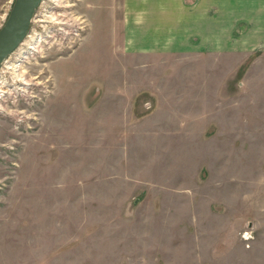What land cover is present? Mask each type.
<instances>
[{"label":"rangeland","instance_id":"rangeland-1","mask_svg":"<svg viewBox=\"0 0 264 264\" xmlns=\"http://www.w3.org/2000/svg\"><path fill=\"white\" fill-rule=\"evenodd\" d=\"M118 3L42 0L0 65V264H264V63L131 54Z\"/></svg>","mask_w":264,"mask_h":264},{"label":"crops","instance_id":"crops-1","mask_svg":"<svg viewBox=\"0 0 264 264\" xmlns=\"http://www.w3.org/2000/svg\"><path fill=\"white\" fill-rule=\"evenodd\" d=\"M118 5L117 45L131 54L192 50L264 63V0H119Z\"/></svg>","mask_w":264,"mask_h":264},{"label":"water","instance_id":"water-1","mask_svg":"<svg viewBox=\"0 0 264 264\" xmlns=\"http://www.w3.org/2000/svg\"><path fill=\"white\" fill-rule=\"evenodd\" d=\"M41 0H14L0 28V65L25 38L36 7Z\"/></svg>","mask_w":264,"mask_h":264},{"label":"bare ground","instance_id":"bare-ground-1","mask_svg":"<svg viewBox=\"0 0 264 264\" xmlns=\"http://www.w3.org/2000/svg\"><path fill=\"white\" fill-rule=\"evenodd\" d=\"M42 1V0H41ZM11 67V66H10Z\"/></svg>","mask_w":264,"mask_h":264}]
</instances>
